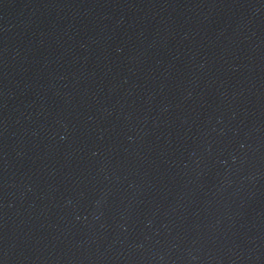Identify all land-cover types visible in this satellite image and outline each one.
Instances as JSON below:
<instances>
[{"label":"water","instance_id":"95a60500","mask_svg":"<svg viewBox=\"0 0 264 264\" xmlns=\"http://www.w3.org/2000/svg\"><path fill=\"white\" fill-rule=\"evenodd\" d=\"M0 264H264V0H0Z\"/></svg>","mask_w":264,"mask_h":264}]
</instances>
